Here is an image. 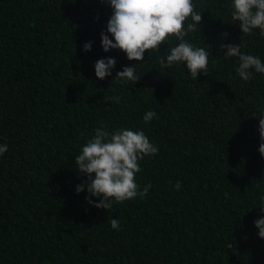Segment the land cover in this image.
Instances as JSON below:
<instances>
[{
	"label": "trees",
	"instance_id": "trees-1",
	"mask_svg": "<svg viewBox=\"0 0 264 264\" xmlns=\"http://www.w3.org/2000/svg\"><path fill=\"white\" fill-rule=\"evenodd\" d=\"M231 2L193 0L203 21L186 39L208 51V75L194 80L185 64L162 68L146 53L138 82L120 84L117 72L137 62L102 48L109 5L0 0V264H264L254 224L264 215V74L242 80L221 50L242 44L264 62V37L242 34ZM107 57L116 66L99 80L95 63ZM102 126L142 130L159 149L139 162L148 193L108 210L76 192L87 176L75 156Z\"/></svg>",
	"mask_w": 264,
	"mask_h": 264
},
{
	"label": "clouds",
	"instance_id": "clouds-1",
	"mask_svg": "<svg viewBox=\"0 0 264 264\" xmlns=\"http://www.w3.org/2000/svg\"><path fill=\"white\" fill-rule=\"evenodd\" d=\"M112 8L106 31L101 32L102 48L105 52L116 49L126 54L129 61H136L132 66H126L118 71L114 80L120 84L137 83L141 77L136 75L135 66L138 62H146L145 54H158L156 59L162 68L185 64L191 77L197 80L201 74L208 75V51L203 47H195L186 37L202 25V13L195 10L193 0H101ZM233 24L239 23L242 34H252L259 29L264 37V0H232L230 5ZM99 20V16L96 17ZM189 19L192 22H187ZM187 22V23H186ZM112 38H110V35ZM173 40L179 41L172 44ZM169 45L163 55L162 45ZM172 45V46H170ZM242 44H222L226 58H236V73L249 81L253 72L264 74V62L259 56L245 54L241 51ZM92 42L84 45L85 53L91 51ZM117 61L113 57L101 58L95 63V75L99 80L112 75ZM119 102V98H115ZM156 117L155 111L145 113V123H150ZM259 153L264 157V108L259 115ZM106 126L95 129V135L82 147L75 156V164L81 174L87 179L76 186V192L87 189V203L99 209H110L113 203H122L135 199L138 195L144 197L152 185L149 183L139 191L136 174L141 172L140 161L145 156L155 155L159 149L144 131H134L127 128L109 132ZM6 144L0 145V156L7 152ZM175 187L180 188L177 182ZM92 197L99 198L96 203ZM264 214V198L258 207ZM259 230L258 237L264 239V215L254 221ZM111 228L120 229L118 219L110 220ZM233 249V243L227 244Z\"/></svg>",
	"mask_w": 264,
	"mask_h": 264
}]
</instances>
